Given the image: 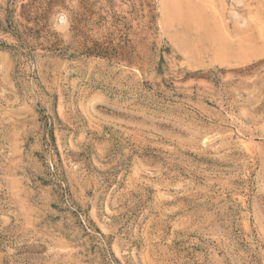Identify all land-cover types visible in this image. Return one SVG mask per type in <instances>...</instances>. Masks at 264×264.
<instances>
[{"label": "rangeland", "instance_id": "obj_1", "mask_svg": "<svg viewBox=\"0 0 264 264\" xmlns=\"http://www.w3.org/2000/svg\"><path fill=\"white\" fill-rule=\"evenodd\" d=\"M0 264H264V0H0Z\"/></svg>", "mask_w": 264, "mask_h": 264}, {"label": "bare ground", "instance_id": "obj_2", "mask_svg": "<svg viewBox=\"0 0 264 264\" xmlns=\"http://www.w3.org/2000/svg\"><path fill=\"white\" fill-rule=\"evenodd\" d=\"M216 53V52H215ZM219 53V52H218Z\"/></svg>", "mask_w": 264, "mask_h": 264}]
</instances>
